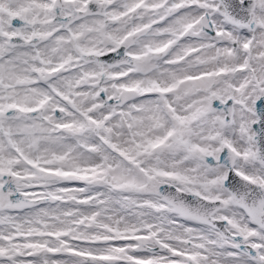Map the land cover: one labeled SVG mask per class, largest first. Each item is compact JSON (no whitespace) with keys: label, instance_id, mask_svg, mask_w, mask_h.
I'll list each match as a JSON object with an SVG mask.
<instances>
[{"label":"snow or ice","instance_id":"snow-or-ice-1","mask_svg":"<svg viewBox=\"0 0 264 264\" xmlns=\"http://www.w3.org/2000/svg\"><path fill=\"white\" fill-rule=\"evenodd\" d=\"M0 264H264V0H0Z\"/></svg>","mask_w":264,"mask_h":264}]
</instances>
